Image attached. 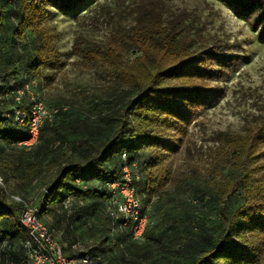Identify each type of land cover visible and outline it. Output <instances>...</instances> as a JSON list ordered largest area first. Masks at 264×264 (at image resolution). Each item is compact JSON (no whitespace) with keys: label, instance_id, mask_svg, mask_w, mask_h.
I'll return each instance as SVG.
<instances>
[{"label":"trees","instance_id":"obj_1","mask_svg":"<svg viewBox=\"0 0 264 264\" xmlns=\"http://www.w3.org/2000/svg\"><path fill=\"white\" fill-rule=\"evenodd\" d=\"M94 1L0 0V141L30 158L9 167L0 157L4 169L0 174L4 183L10 176L33 180L42 172L38 165H54L56 171L42 193V205H37L42 221L44 215L59 214L58 209L76 222L101 219L97 244L83 250L91 264H112L110 258L118 264H144L155 253L153 247H140L148 227L143 239L136 241L130 226L123 228L119 219L109 216V186L128 165L142 174L138 196L144 193L150 198L160 193L171 180L166 157L178 154L189 125L221 97L217 83L233 66V56L212 44L193 52L196 27L191 22L181 18L167 21L154 9L141 6L129 35L113 36V42L102 46L78 43L84 58L113 67L116 83L125 88L120 109L98 121L107 130L99 131L103 126L97 122L87 131L89 125L79 118L70 121V112L60 108L54 114L61 117L60 122L47 119L35 145L18 147L30 134L15 121L13 110L28 113L27 87L39 80L41 70L53 68L60 59L55 37L47 32L49 9L75 14ZM217 1L238 20L250 24L264 44V0ZM125 52L135 59L123 66ZM20 92L21 103L16 101ZM83 126L87 136L79 146L70 140ZM220 138L232 157L219 187L207 193L216 207L215 224L201 231L199 241L189 238L187 247H162L158 264H264V123L243 135L223 133ZM94 198L95 205H85L86 199ZM68 200L71 206L67 209ZM20 216L21 205L8 204L6 189L0 187V255L12 244L27 251Z\"/></svg>","mask_w":264,"mask_h":264},{"label":"rangeland","instance_id":"obj_2","mask_svg":"<svg viewBox=\"0 0 264 264\" xmlns=\"http://www.w3.org/2000/svg\"><path fill=\"white\" fill-rule=\"evenodd\" d=\"M141 6L149 11L154 9L167 21L181 18L191 22L196 27L193 52L199 51L203 44H212L233 56V66L217 83L222 89L221 97L216 104L203 109L198 119L189 125L178 154L166 157L171 180L156 196L149 198L144 193L139 194L149 223L145 244L140 247H153L155 252L150 262L144 264L153 261L158 264L162 247H187L191 244L189 238L199 241L201 231L215 224L216 207L207 193L219 187L232 157L229 148L221 143L220 134L243 135L264 123V44L250 24L238 20L217 0H96L75 14L51 8L46 27L55 37L60 59L53 68L41 70L39 80L28 87V100L32 97L41 102L52 115L49 119L55 123L62 119L54 116V111L64 108L70 112V121L79 118L89 125L87 131H92L91 127L111 111L119 110L125 88L116 83L114 68L97 59L84 58L78 43L102 46L113 42V36L129 35L135 23V12ZM122 56L123 66L135 59L128 52ZM100 125L103 129L99 131L104 133L107 126ZM86 134L83 126L70 141L83 146ZM48 135L52 136V131ZM0 157L9 167L30 160L21 150L10 148L3 141H0ZM38 168L42 172L33 180L10 176L9 182H3L8 204L13 202L12 197H17L42 205V193L56 167L46 163ZM0 170H4L2 166ZM0 178L3 180V175L0 174ZM95 201L96 198L86 199L85 205H95ZM57 213L54 217L44 215L43 222L53 230L54 239L66 256L71 254L73 245L85 250L97 244L103 225L101 219L81 223L69 219L70 214L64 213V209H58ZM1 253L0 264H31L28 252L20 244L7 245ZM108 261L118 264L113 258Z\"/></svg>","mask_w":264,"mask_h":264},{"label":"built area","instance_id":"obj_3","mask_svg":"<svg viewBox=\"0 0 264 264\" xmlns=\"http://www.w3.org/2000/svg\"><path fill=\"white\" fill-rule=\"evenodd\" d=\"M28 87L26 89L28 96ZM16 99L21 103L23 92L18 93ZM28 113L19 109H14V119L20 127H26L30 138L28 141L18 143V147H31L36 144L39 129L43 123L49 119L50 113L45 111L41 102L30 98ZM57 110L54 111L55 114ZM9 114L5 115L9 118ZM127 152L122 153V159L126 160ZM142 180V174L138 169L132 170L128 165H124L121 176L109 186L111 192V203L107 208V213L113 219H119L123 228L130 226L133 240L143 239L144 233L149 226L148 219L142 211L141 202L138 196V186ZM0 187L4 188L0 178ZM13 201L21 205L20 223L25 228L28 242L26 249L31 264H91L88 254L83 253L78 246L72 248V255L66 256L59 243L54 239L53 234L40 217L37 205L29 201L12 197ZM71 206L70 200L65 203V208Z\"/></svg>","mask_w":264,"mask_h":264}]
</instances>
